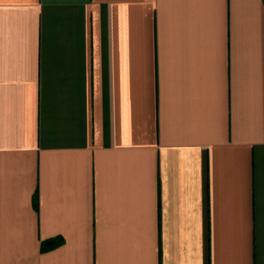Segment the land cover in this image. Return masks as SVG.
I'll return each mask as SVG.
<instances>
[{"label":"crops","instance_id":"crops-1","mask_svg":"<svg viewBox=\"0 0 264 264\" xmlns=\"http://www.w3.org/2000/svg\"><path fill=\"white\" fill-rule=\"evenodd\" d=\"M0 264H264V0H0Z\"/></svg>","mask_w":264,"mask_h":264},{"label":"trees","instance_id":"trees-1","mask_svg":"<svg viewBox=\"0 0 264 264\" xmlns=\"http://www.w3.org/2000/svg\"><path fill=\"white\" fill-rule=\"evenodd\" d=\"M61 244H62V241L59 239L47 241L42 244V251L46 252V251L52 250L55 247L60 246Z\"/></svg>","mask_w":264,"mask_h":264}]
</instances>
